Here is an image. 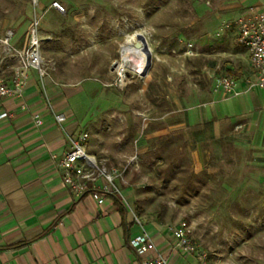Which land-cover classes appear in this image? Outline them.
<instances>
[{
  "label": "rangeland",
  "instance_id": "rangeland-1",
  "mask_svg": "<svg viewBox=\"0 0 264 264\" xmlns=\"http://www.w3.org/2000/svg\"><path fill=\"white\" fill-rule=\"evenodd\" d=\"M52 1L34 10L30 0H0V55L8 30L14 48L29 47L36 14L45 60L39 77L69 95L80 125L71 137L88 134L80 142L116 170L111 188L138 220L169 233L185 224L211 264H264V185L245 177L252 153L226 131L216 137L209 123L202 131L191 116L210 104L197 95L208 89L205 66L219 64L221 75L244 67L246 49L223 23L264 0H57L64 11ZM138 33L153 56L145 75L146 59L122 50ZM257 155L263 162L254 170L264 176V147Z\"/></svg>",
  "mask_w": 264,
  "mask_h": 264
},
{
  "label": "crops",
  "instance_id": "crops-1",
  "mask_svg": "<svg viewBox=\"0 0 264 264\" xmlns=\"http://www.w3.org/2000/svg\"><path fill=\"white\" fill-rule=\"evenodd\" d=\"M246 53L243 68L231 65L227 70L241 89L252 77L247 49ZM11 75L8 70V80ZM220 75L219 64L204 67L208 89H198L197 95L210 104L191 111V116L202 131L209 123L216 137L226 131L236 145L252 153L245 160L251 165L245 177L259 179L262 186L264 176L254 166L263 162L257 154L264 147V88L223 100L213 89ZM39 76L31 71L21 96L0 99V264H140L131 240L141 234L142 226L168 264H200L167 229L158 231L153 224L140 222L120 194L119 200L107 193L99 203L92 187L76 195L64 182L58 163L80 125L63 87ZM57 113H64L66 120L59 123ZM36 115L41 125L36 124ZM103 183L100 178L95 185Z\"/></svg>",
  "mask_w": 264,
  "mask_h": 264
},
{
  "label": "built area",
  "instance_id": "built-area-1",
  "mask_svg": "<svg viewBox=\"0 0 264 264\" xmlns=\"http://www.w3.org/2000/svg\"><path fill=\"white\" fill-rule=\"evenodd\" d=\"M30 2L34 10L39 5V0H30ZM49 7L64 11L63 5L57 0L52 1ZM34 17V27L31 29L29 47L26 50H17L12 46L11 40L14 36L12 30H8L2 40L0 99L21 96L29 77L30 68L38 70L41 77L44 75L45 60L41 52L42 40L38 31L39 18L36 14ZM223 29H234L239 44L250 53L252 77L246 79L244 88L241 89L234 76L220 75L215 79L214 91L221 93L224 97L233 98L255 88H264V9L241 14L231 21H225ZM192 47L193 45L190 43L188 49L192 51ZM13 60L16 62L15 64L12 63ZM8 70L12 72L9 80L6 76ZM55 118L59 123L66 120L64 113H57ZM35 121L37 125L42 124L38 115L35 116ZM86 137L88 134H84L80 139L70 137V149L60 159L58 165L64 171V182L71 187L76 195H80L92 187V196L102 203L105 194L117 192L111 188L116 177V170L109 169L105 164L99 163L94 155L87 153L85 146L80 142ZM99 178H102L104 182L102 187L95 185ZM142 228L141 234L131 240V246L141 257L140 264H168L165 256L156 252V244L149 233L143 226ZM169 229L179 247L188 253H197L200 264H211L208 262V254L205 251L197 252V246L190 239L189 230L185 224L169 227Z\"/></svg>",
  "mask_w": 264,
  "mask_h": 264
},
{
  "label": "water",
  "instance_id": "water-1",
  "mask_svg": "<svg viewBox=\"0 0 264 264\" xmlns=\"http://www.w3.org/2000/svg\"><path fill=\"white\" fill-rule=\"evenodd\" d=\"M135 47L137 48H143L146 53V64L144 67V71L142 72L143 75L146 74L147 70L150 68L152 64V52L151 48L149 47L147 38L142 34L138 33V40L135 42Z\"/></svg>",
  "mask_w": 264,
  "mask_h": 264
},
{
  "label": "bare ground",
  "instance_id": "bare-ground-1",
  "mask_svg": "<svg viewBox=\"0 0 264 264\" xmlns=\"http://www.w3.org/2000/svg\"><path fill=\"white\" fill-rule=\"evenodd\" d=\"M136 42V41H135ZM135 42L132 44V43H130V44H127V45H125V46H123V48H122V50H124V51H129V55H130V58L132 57V56H137V57H140L141 59H143V61H145V59H146V53H145V50L143 49V48H137V47H135ZM124 51H122V54H124ZM125 57H123V60H121V61H126L125 59H124ZM141 62V61H140ZM138 63V62H137ZM114 66H115V68H119V69H122V66H123V63L122 62H120V61H116L115 63H114ZM130 66V65H129ZM121 75V74H120Z\"/></svg>",
  "mask_w": 264,
  "mask_h": 264
},
{
  "label": "trees",
  "instance_id": "trees-1",
  "mask_svg": "<svg viewBox=\"0 0 264 264\" xmlns=\"http://www.w3.org/2000/svg\"><path fill=\"white\" fill-rule=\"evenodd\" d=\"M101 193H103L102 191H101ZM108 194H110L111 196H114V197H116L117 199H119L120 200V196H119V193H117V192H113V193H108Z\"/></svg>",
  "mask_w": 264,
  "mask_h": 264
}]
</instances>
